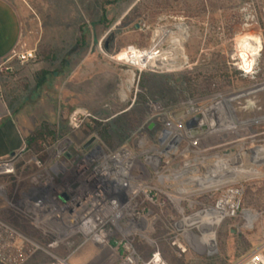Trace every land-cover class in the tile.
Instances as JSON below:
<instances>
[{
    "label": "rangeland",
    "instance_id": "rangeland-1",
    "mask_svg": "<svg viewBox=\"0 0 264 264\" xmlns=\"http://www.w3.org/2000/svg\"><path fill=\"white\" fill-rule=\"evenodd\" d=\"M14 1L21 13L23 38L19 51L0 65V98L10 106L17 121L32 132L45 125L57 131L58 144L44 164L48 172L57 161V147H65L70 141L84 145L93 136L108 153L124 149L136 154L161 110L169 117L183 109L188 111L190 102L208 108L211 102H205L209 98L205 92L208 87L217 89L225 74L231 76V83H237L236 89L250 80L251 87L264 83V0ZM159 33L164 40L144 60L143 70L114 60L130 47L149 53ZM251 33L260 36L262 44L247 70L236 41ZM173 38L181 39L187 63L164 61L153 66L150 57L162 55L166 59ZM25 52H33L35 58L20 62L16 55ZM43 77L46 80L40 84ZM74 116L81 117L78 129L71 125ZM96 124L101 125L99 129L108 128L112 147L91 129ZM256 130L263 133L249 145L258 154L251 161L255 168L251 175L256 177H243L235 184L243 191L242 209L237 217L225 218L213 236L209 235L210 257L217 250L234 246L245 250L246 245L237 242L239 238L232 240V232L236 236L251 232L252 223L246 219L251 208L264 217V124ZM147 144L149 148L152 143ZM21 154L14 176L18 183L36 171L30 163L32 158L39 161L26 149ZM27 167L29 177L24 172ZM58 177L61 180L62 176ZM11 184L9 178H0L3 219L13 210L8 198ZM27 188L28 184L21 191ZM219 195L211 200L213 207ZM88 247L93 248L86 244L85 249ZM76 248L62 249L56 256L66 258ZM102 254L108 264L121 262L120 258ZM28 264L61 263L41 256Z\"/></svg>",
    "mask_w": 264,
    "mask_h": 264
},
{
    "label": "built area",
    "instance_id": "built-area-1",
    "mask_svg": "<svg viewBox=\"0 0 264 264\" xmlns=\"http://www.w3.org/2000/svg\"><path fill=\"white\" fill-rule=\"evenodd\" d=\"M131 50L134 47L126 52L131 55ZM16 57L22 63L35 58L33 52ZM81 124L80 116L72 118L71 125L75 129ZM21 156L20 153L0 160V178L15 176ZM132 158H127L122 151L108 153L102 148L96 157L88 159L91 169L85 170L86 161L76 175L61 180L52 169L48 172L44 164L32 158L30 163L36 171L28 180V188L9 206L28 222L37 236L28 235L0 218V264H28L38 254L68 264L69 256L58 258L56 253L74 249L79 243L77 248L93 243L115 251L121 259L120 264H165L159 252H155L148 262H141L133 243L135 237L143 239L142 227L146 225L151 230L148 213L157 205L158 195L148 188L146 179L147 169H156L158 156ZM218 192L220 195L214 206L217 215L237 217L242 209V189L231 185ZM0 193L4 194L3 189ZM172 246L181 253L187 251L175 242ZM247 264H264V257L256 252Z\"/></svg>",
    "mask_w": 264,
    "mask_h": 264
},
{
    "label": "crops",
    "instance_id": "crops-1",
    "mask_svg": "<svg viewBox=\"0 0 264 264\" xmlns=\"http://www.w3.org/2000/svg\"><path fill=\"white\" fill-rule=\"evenodd\" d=\"M22 38L23 22L15 1L0 0V65L7 63L19 51ZM31 132L29 127L23 126L17 121L7 103L0 98V160L22 153L25 149V139ZM146 144L144 140L141 146ZM165 147L168 149L167 145ZM242 149L240 148V151ZM207 150V148L199 149L194 156L182 154L184 163L180 168L170 166L172 159L164 157V153L158 150L155 152L158 156L155 164L156 169H147L148 188L158 195V201L157 205L151 207L148 213L151 216L149 223L151 230H148L146 225L142 227L141 232L144 233V236L141 240L148 245L151 242V247L154 248L156 243L151 239L155 235L157 226L161 225L165 228L168 231V236L171 237L168 244L169 249L164 250L162 255L160 254L165 264H209L212 258L217 259V264H247L256 252H260L264 257V217L254 208H251V214H247L246 218L249 224L252 223L251 232H249L251 234L245 236V234L239 233L236 236L232 232L231 236L233 241H235V237L245 236L249 243L248 249L251 247V251L248 249L239 251L234 246V249L231 250H217L211 257L208 254L207 244L210 228L219 219L211 205V200L218 194V190L213 188L225 182H234L236 177L231 176L234 173L240 177L251 175V171L255 168L248 166L251 162L245 157L244 161H240L239 153H233L227 157L207 158L205 155ZM121 151L127 158L133 157L128 150L122 149ZM221 163L226 165L225 169H219ZM197 164L202 165L205 172L194 170L193 167ZM213 167L217 168V171L207 172ZM225 175L227 178L222 180L221 177ZM138 176L144 180L142 175ZM193 181H199L200 186L196 187ZM166 203L170 208L165 209ZM174 242L185 247L186 253H181L177 247H173L172 243ZM86 244L93 246L94 249L88 247L86 250ZM86 244L76 250L74 254L69 255L68 264L69 261L72 264H108L102 253L118 258L117 253L111 249L93 243ZM41 256L47 255L38 254L33 261Z\"/></svg>",
    "mask_w": 264,
    "mask_h": 264
},
{
    "label": "flooded vegetation",
    "instance_id": "flooded-vegetation-1",
    "mask_svg": "<svg viewBox=\"0 0 264 264\" xmlns=\"http://www.w3.org/2000/svg\"><path fill=\"white\" fill-rule=\"evenodd\" d=\"M245 83L243 88L236 89V82L229 84L224 80L208 96V100H205L206 103L211 102L208 108H198L196 104L190 102L188 111L183 109L178 112V119H173L174 113L168 117L165 111L161 110L156 118V125L151 124L152 129L150 125L147 132L146 141L151 142V146L148 148V144L142 147L140 145L139 152L132 155L135 158H141L155 154L158 150L162 153L171 151L170 166L173 168H180L183 165L182 154L194 156L195 152L202 148L208 149L205 154L207 158L227 157L230 154L239 153L240 161H244V157L250 162L255 160L258 154L249 145L251 140L263 135L258 133L256 128L264 124V120L260 122H251V118L240 120L230 107V98L251 90V80ZM240 148L243 149L240 151ZM100 151L102 147L95 136L90 137L84 145L70 141L65 147H57L58 158L52 166V171L57 176L61 175L62 178L69 179L77 174L80 166L86 161L85 170L91 169L88 159L92 156L96 157ZM248 166L253 167L251 164ZM225 167L224 163L219 164V169H225ZM193 169L205 172L200 164L195 165ZM193 184L199 187L201 183L193 181Z\"/></svg>",
    "mask_w": 264,
    "mask_h": 264
},
{
    "label": "trees",
    "instance_id": "trees-1",
    "mask_svg": "<svg viewBox=\"0 0 264 264\" xmlns=\"http://www.w3.org/2000/svg\"><path fill=\"white\" fill-rule=\"evenodd\" d=\"M1 76V75H0ZM224 80H226L227 83L231 84V76L228 74L224 75ZM46 80L45 77H43L40 81L41 83H44ZM42 85H39L41 87ZM213 93V89L211 87H208L206 90L205 94L210 95ZM4 100V98H3ZM5 101V100H4ZM6 102V101H5ZM7 103V102H6ZM8 105V104H7ZM9 109L10 106L8 105ZM100 124H96L94 128H91L94 131H97L98 135L101 137L102 141L107 143L110 147H112V137L109 133L108 128H100ZM132 127L135 128V125L132 124ZM58 143V135L57 131L48 126H42L40 129H37L33 131L26 139H25V149L28 151L30 154L38 156L39 161L42 164H46L49 159H50V150L53 149ZM23 166V163L18 165V169H20ZM27 170H29V167L25 169V173L27 174ZM26 177H29V174L26 175ZM6 178V177H5ZM30 178V177H29ZM10 181L12 182L10 186V196L8 197L10 202L16 203L20 199V195L22 193L23 187H25L28 184V178L22 183H18L16 178L14 176L9 177ZM166 208H170V206L166 203ZM6 221H8L10 224L13 226L19 228L21 231L25 232L28 235L31 236H37L36 231L29 226L28 222L21 217L20 214L16 213L14 210H9L6 214V217L4 218ZM251 233H247L246 235H249ZM245 235V236H246ZM245 236H239V239L237 242H241L246 245V249L249 247L248 240L246 239ZM223 235L221 234L219 237V240L221 239L222 241ZM152 240L155 241L156 246L152 248L150 245L144 243L140 238L135 237L134 238V247L138 253V255L141 258V262H148L152 257L155 252H159L161 255L163 254L164 250L169 249V242L171 240V237L168 236V231L163 228L161 225L157 226L155 235L152 237ZM248 251H251L248 249ZM209 264H217V259L212 258L210 259Z\"/></svg>",
    "mask_w": 264,
    "mask_h": 264
},
{
    "label": "bare ground",
    "instance_id": "bare-ground-1",
    "mask_svg": "<svg viewBox=\"0 0 264 264\" xmlns=\"http://www.w3.org/2000/svg\"><path fill=\"white\" fill-rule=\"evenodd\" d=\"M163 40H164V38L159 33V35L157 34V39L154 41V44H153L154 46L149 53L146 54L145 52H140V51L134 49V50H131V55L128 54L127 52H124L120 56L116 57L114 60L128 64V65L132 66L133 68L141 71V70H143L144 60L152 55V52L161 45ZM172 44H173V47H172L171 51L169 53H167L166 55L164 54L166 59H163L162 55L161 56H155V57L152 56L149 59L150 63L153 66L156 65L157 63H165L164 61H168L171 64H176L175 61L181 60L184 63H187L188 59L185 56L184 49L182 47L181 39L180 38L179 39L173 38ZM261 44H262V40H261L260 36L252 34V33L251 34H245L242 37H239L237 39L236 47H237L239 52L244 54L243 62H244V67L247 70H250L251 61L254 58L255 53L257 52V50L261 46Z\"/></svg>",
    "mask_w": 264,
    "mask_h": 264
},
{
    "label": "water",
    "instance_id": "water-1",
    "mask_svg": "<svg viewBox=\"0 0 264 264\" xmlns=\"http://www.w3.org/2000/svg\"><path fill=\"white\" fill-rule=\"evenodd\" d=\"M230 107L231 109L235 112L237 116H239L240 120H245L248 118H251V122L255 121H263L264 120V83L255 85L254 87L251 88V90L247 92L240 93L232 98H230ZM177 114L179 113H174L173 119H178ZM152 126H150V129H152ZM160 143V142H159ZM101 149V148H100ZM261 152V151H260ZM167 156L170 158L172 156L171 152H165L164 157ZM257 157V156H256ZM255 161V160H253ZM214 171H217V168L213 167L208 169L207 172L213 173ZM241 175L244 176V174L241 173ZM231 176L236 177V180L234 182H225L222 183L221 185H218L217 187L213 188L216 190L221 189L222 187L225 186H230L233 185L243 179V177L237 176L235 173L232 174ZM256 176H249L245 175V178H253ZM227 175L221 177V179H226ZM212 190V189H210ZM247 214H251L250 211L246 212ZM225 218L219 217L218 221L214 224L212 227L210 234L211 237L215 233L216 229L219 227V225L222 224L223 220Z\"/></svg>",
    "mask_w": 264,
    "mask_h": 264
}]
</instances>
